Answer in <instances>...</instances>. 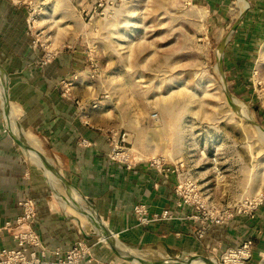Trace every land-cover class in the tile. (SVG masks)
<instances>
[{"label": "rangeland", "instance_id": "1", "mask_svg": "<svg viewBox=\"0 0 264 264\" xmlns=\"http://www.w3.org/2000/svg\"><path fill=\"white\" fill-rule=\"evenodd\" d=\"M6 1L23 14L21 30L24 41L36 52L34 65L56 67L60 62L58 66L66 68L55 78L58 93L63 99L75 100L80 114L87 121L93 118L94 129L108 135L111 160L112 155L123 152L136 165L161 161L174 166L175 173L163 174L175 179L178 198L181 187V194L197 195L195 202L211 215H232L225 224L241 216L247 218L241 225L254 229L248 221H255L264 206L255 211L254 218L239 215L236 206L264 198V139L259 133L264 130V0ZM1 53L0 70L6 75V85L9 82L8 101L22 110L11 98L12 77L3 66L6 60ZM63 55L67 59L60 60ZM232 98L245 110L235 107ZM23 116L19 109L18 124L37 139L41 161L96 214L88 209L87 215L82 207L86 218L82 223L78 211L74 216L65 209L55 199L63 190L57 193L17 144L34 175L48 186L50 200L76 222L83 236L110 249L113 260L108 262L133 264L101 241L93 230L97 211L92 204L113 232L109 220L98 204L89 199L90 204L84 194L63 181L71 182L48 147L49 141L33 125L24 128ZM4 130L10 131L6 123ZM22 137L31 142L26 135ZM81 144L90 143L82 140ZM28 200L32 199L23 197L18 207L22 210L20 202ZM139 204L133 207L137 223L135 208ZM213 226L217 225L199 223L194 227L199 244L187 252L175 250L168 239L133 244L116 230L113 234L147 261L178 264L206 258L219 264L226 250L222 252L223 246L208 241ZM176 239V246L180 245L181 238Z\"/></svg>", "mask_w": 264, "mask_h": 264}, {"label": "crops", "instance_id": "2", "mask_svg": "<svg viewBox=\"0 0 264 264\" xmlns=\"http://www.w3.org/2000/svg\"><path fill=\"white\" fill-rule=\"evenodd\" d=\"M24 25L25 20L19 8L6 0H0L1 57L6 60L3 66L12 77L11 98L22 107V110L20 107L18 110L24 114V128L33 125L49 141L48 147L58 157L62 170L71 181L69 184L100 206L113 232L116 230L115 233L121 235L124 241L140 244L153 239L159 242L165 240L170 241L175 250L184 252L189 251L191 246L198 245L194 227H198L199 223L183 219L186 209L177 207L179 198L175 192V179L149 164H134L128 169L111 160L108 135L94 129L91 124L93 118L88 117L87 121L80 114L81 110L75 100L63 99L58 93L59 86L55 78L62 76L66 68L59 67V61L56 67L40 68L34 65L36 52L24 41L21 30ZM69 57L71 60L72 56ZM64 58L67 59V56L63 55L60 60ZM0 73L6 79L1 70ZM43 94L48 99L42 98ZM62 96L65 95L62 93ZM5 123L7 121L3 111V114L0 113V230L3 231L0 249L14 246L12 232L6 224L21 215L22 210L17 203L23 197H28L37 205V218L32 227L40 235L48 260L55 259V251L66 253L80 243L84 244L83 248L87 252L82 264H103L113 260L108 247L83 236L76 222L50 200L48 186L34 175L33 169L21 155L15 134L5 132ZM82 140H87L90 144L82 146ZM42 161L45 162L43 159ZM47 173L44 172V176L51 185L49 170ZM55 199L60 203L56 196ZM139 203L147 205L152 213L172 210L179 212L180 217L152 227L139 226L133 215V207ZM94 207L97 219L102 220L105 225L102 227L108 228L97 207ZM187 212H191V208H187ZM246 219L237 216L224 226H213L207 235L208 241L213 246H223L220 248L223 252L228 248L238 247L252 236L256 237L252 238L256 243L250 264H264V210L257 212L255 221H248L254 229L241 225ZM102 231L96 233L109 235ZM176 237L181 238L180 245L177 246Z\"/></svg>", "mask_w": 264, "mask_h": 264}, {"label": "built area", "instance_id": "3", "mask_svg": "<svg viewBox=\"0 0 264 264\" xmlns=\"http://www.w3.org/2000/svg\"><path fill=\"white\" fill-rule=\"evenodd\" d=\"M114 161L125 165L128 169H131L134 165L133 162H129V158L125 153H116L115 157L112 155ZM152 167H156L162 173L171 174L175 173L176 168L174 166L163 164L161 161L152 162ZM180 198L177 201L178 209H186L183 214L185 221H193L201 223L204 226L207 224H214L222 226L225 222L232 218L230 216L216 215L213 216L210 212L199 202H195L196 196L193 194L184 195L181 194V187L177 191ZM22 207V213L13 222L6 224L12 232V239L14 246L11 248L0 249V264H82L87 252L83 248L84 244L80 243L72 250L63 253L61 250L55 251V259L50 261L47 258L46 248L43 246L40 235L32 227V223L37 218V209L34 200H28L20 202ZM264 206V198L259 202H246L243 206H236L237 213L248 214L254 218L255 211ZM187 208H191V212H187ZM149 209L145 204H139L135 208V213L138 218L139 225L147 226L153 223L166 222L178 219L180 217L179 212L172 210H164L162 213H155L150 215ZM225 215V214H223ZM207 228V227H204ZM206 230V229H205ZM0 230V236H1ZM254 255V241L252 238L246 239L238 247L228 248L219 264H250ZM104 264H114L107 262Z\"/></svg>", "mask_w": 264, "mask_h": 264}, {"label": "bare ground", "instance_id": "4", "mask_svg": "<svg viewBox=\"0 0 264 264\" xmlns=\"http://www.w3.org/2000/svg\"><path fill=\"white\" fill-rule=\"evenodd\" d=\"M8 83L6 85L5 76L2 73H0V100H1V104H2V109L5 112L4 114H5L6 121H7L6 126L8 127V129L13 134H15L17 139L21 140V142H23L26 145L25 148H24V153L30 158V160L33 162V164L36 165L40 170H42L43 173L45 172L46 174H48L47 170H49V175L48 176L51 178V181H52V184H53L54 188L56 187L57 193L59 192L58 190L60 188H61V190H63L62 191L63 193H61L58 196V200L60 201V203L63 205V207L65 209L68 208L69 210H71L72 215L76 216L77 215V211H78V216L79 217L77 219H79L83 223L84 221H86V218H85L84 215H82L83 213H81L82 211H80V209L82 207H85L86 210L84 212H86L87 215H89L88 209H92V211L94 209L86 207L85 205H83V202H85V201L82 202L81 196L75 194L74 191L72 193H70L67 190V188L64 186V184L61 182V180L54 176V173L48 167V164L43 162V161H41L40 156L38 154L39 151L37 150V146L39 145L37 139L34 138L29 133L25 134V130L23 128H21L19 126V124H18V114H19L18 107L15 106V105H12L8 101V96H7ZM231 102L233 103V105L235 107H240V109L242 107V109L245 110V107L241 104V102H239V101H237V100H235L233 98H232ZM245 114H247V113L245 112ZM249 119H250V121H252V117L251 116L249 117ZM252 123H253V121H252ZM259 133H261L260 136L264 139V130L260 129ZM23 135H26L29 138V140L31 141L29 144L23 140V137H22ZM71 190H73V189L71 188ZM93 212H94V214H96L95 211H93ZM90 216H91V214H90ZM97 220H94L95 222L94 221L92 222V224L94 223L96 225L93 228V230L95 232H97V233L101 232L102 230H103L102 232H106V228L102 227V226H105L104 223L100 222L99 220L97 221ZM114 237H115V240H116L115 241L116 244H117L116 248L118 249V251L121 252V254H123L124 256H126L128 258H132V260H133L132 263L133 264H148V263H146L147 259H146V257L144 255H141L140 253L136 252L135 250L129 248L127 245H125L122 242L118 241L116 239V236H114ZM101 240H103L104 242L109 243L111 241V236L107 235V234H103V235H101ZM198 259L203 260V261H198V260H194V259H188V260H185V261L180 262L178 264H215L214 262L209 261L210 259H205V258H198ZM151 264H165V263H161V262L154 263L153 262Z\"/></svg>", "mask_w": 264, "mask_h": 264}, {"label": "water", "instance_id": "5", "mask_svg": "<svg viewBox=\"0 0 264 264\" xmlns=\"http://www.w3.org/2000/svg\"><path fill=\"white\" fill-rule=\"evenodd\" d=\"M1 68V67H0ZM1 69H3V68H1ZM15 141L17 142V144L24 150V148H25V144L23 143V142H21V140H19V139H17L16 137H15ZM52 165V164H51ZM52 167H53V165H52ZM54 169V168H53ZM55 170V169H54ZM55 172L59 175V173L57 172V170H55ZM63 180V179H62ZM63 181H65L66 183H68L69 184V182H67L66 180H63ZM83 196V195H82ZM84 197V196H83ZM90 204H92L86 197H84ZM106 232L111 236V241L108 243L109 244V246L111 247V249L113 250V252H115V254L119 257V258H121V259H123V260H125V261H127V262H130V263H132L133 262V260H132V258H128V257H126V256H124L123 254H121V252H119L118 251V249L116 248V246H117V244H116V240H115V237H114V235H113V232L109 229V228H106ZM206 259V258H205ZM146 263H148V264H151V263H153V262H151V261H147ZM154 263H157V262H154Z\"/></svg>", "mask_w": 264, "mask_h": 264}]
</instances>
